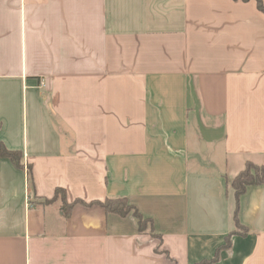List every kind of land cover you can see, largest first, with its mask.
<instances>
[{
    "label": "crops",
    "instance_id": "obj_1",
    "mask_svg": "<svg viewBox=\"0 0 264 264\" xmlns=\"http://www.w3.org/2000/svg\"><path fill=\"white\" fill-rule=\"evenodd\" d=\"M264 5V0H261ZM0 264H264L255 0H0ZM31 167V184L27 166ZM68 203L124 197L132 215ZM243 230V229H242ZM227 235L230 246L220 248Z\"/></svg>",
    "mask_w": 264,
    "mask_h": 264
},
{
    "label": "trees",
    "instance_id": "obj_2",
    "mask_svg": "<svg viewBox=\"0 0 264 264\" xmlns=\"http://www.w3.org/2000/svg\"><path fill=\"white\" fill-rule=\"evenodd\" d=\"M240 1H248V0H240ZM257 8L264 13V5L261 0H255ZM0 158L8 159L15 167L21 168V158L22 154L18 150L8 149L1 141H0ZM27 176L28 180L31 184V167L27 166ZM264 183V166L256 165L251 162H247L244 168L232 179L231 187L234 190V197L236 202V207L234 211V221L236 227L240 230H244V227L240 224L237 211H238V203L240 196L244 193L246 187L248 185H257ZM58 199L61 204V208L63 212L67 215L74 204H83V205H98L102 207L107 213H115L119 216L132 215L136 221L139 231H143L147 228L148 222H151L147 219H144L142 215L139 213L137 208L128 202V200L124 197L117 198H106L104 200H92L89 202H85L81 199H75L73 202L68 203L65 197V190L61 187H57L55 189L54 196L50 199H42L41 202L47 203L52 202ZM145 221V223H144ZM229 246V235L225 237V244L220 248ZM220 250V249H219ZM216 251L215 256L210 260H201L194 264H210L218 259V252Z\"/></svg>",
    "mask_w": 264,
    "mask_h": 264
},
{
    "label": "rangeland",
    "instance_id": "obj_3",
    "mask_svg": "<svg viewBox=\"0 0 264 264\" xmlns=\"http://www.w3.org/2000/svg\"><path fill=\"white\" fill-rule=\"evenodd\" d=\"M144 223H145V221H144ZM146 226H148V225H146ZM243 231H244V230H240V229H239V232H237V234H242ZM224 244H225V239H224V243H223V245H224ZM230 244H231V242H230V235H229V246H230ZM229 246H228V247H229ZM228 247H224V248H228Z\"/></svg>",
    "mask_w": 264,
    "mask_h": 264
}]
</instances>
